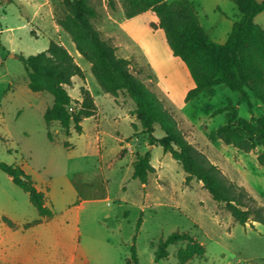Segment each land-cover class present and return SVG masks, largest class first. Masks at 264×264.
<instances>
[{
  "label": "rangeland",
  "instance_id": "obj_1",
  "mask_svg": "<svg viewBox=\"0 0 264 264\" xmlns=\"http://www.w3.org/2000/svg\"><path fill=\"white\" fill-rule=\"evenodd\" d=\"M88 2L100 13L91 20L93 26L117 56L125 49L137 54L147 43L165 49L163 31H149L146 13L124 21L130 18L125 0ZM226 3L236 13L229 18L238 21V8ZM66 14L64 0H0V161L21 166L53 214L40 220L28 194L0 170V264H133L132 246L137 264H179L181 249L191 252L185 264H264V224L237 223L201 182H185L181 165L159 144L148 143L132 113L135 103L124 92L112 95L100 88L90 63L58 24ZM262 17L264 12L256 21ZM201 20L212 40H227L231 25L226 18ZM50 41L62 44L84 73V79L74 76L67 86L71 107L80 99V86L89 89L97 107L82 121L80 133L71 127L66 135L57 122L46 125L43 114L53 97L28 88L25 65L17 56L41 52ZM178 65L187 73L183 63ZM129 68L170 113L185 140L264 213V166L257 160L262 147L242 151L211 138L228 116L227 110L214 114L216 109L231 105L248 120L264 115V103L251 97L250 111L237 91L218 84L181 104L183 93L151 79L145 65L130 59ZM188 81L191 86L189 76ZM152 134L161 138L164 131L155 124ZM146 152L154 170L142 184L132 176V163ZM175 231L188 232L194 242L170 244L167 258L155 261L157 244Z\"/></svg>",
  "mask_w": 264,
  "mask_h": 264
},
{
  "label": "trees",
  "instance_id": "obj_2",
  "mask_svg": "<svg viewBox=\"0 0 264 264\" xmlns=\"http://www.w3.org/2000/svg\"><path fill=\"white\" fill-rule=\"evenodd\" d=\"M125 1L126 15L132 17L146 13L148 29L163 31L171 58L185 65L192 85L183 93L181 104L218 84L237 91L239 100L245 102L250 111L253 108L251 97L264 103V29L254 22V17L264 10V0H230L237 6L241 19L232 24L223 43L212 40L205 33L189 0ZM64 4L67 14L58 24L70 35L78 53L90 63L100 88L112 95L124 92L135 103L132 113L139 121L142 133L147 135L148 143L159 144L181 165L186 174L185 182L192 179L201 182L212 199L222 203L237 223L244 225L251 219L264 224V213L254 205L252 197L241 186L220 174L214 164L185 140L170 113L131 72L130 59L117 56L115 47L100 37L91 22L99 18L98 10L88 0H64ZM17 56L25 65L28 88L33 92H47L53 97L52 105L43 114L46 125L57 122L66 135L70 134L71 127L80 133L82 120L94 116L97 107L89 89L84 86L79 87L80 99L71 107L73 99L67 86H71L74 76L84 79L83 70L73 56L55 41H50L45 50L36 54ZM224 110L228 111L227 121L211 134V138L242 151H250L260 145L262 151L257 160L264 166V115L243 119L237 116L235 107L231 105L216 109L214 114ZM155 124L164 131L163 137L153 136ZM48 138L53 141L49 131ZM64 145L69 144L65 142ZM132 167L133 178L142 184L154 170L148 152L137 154ZM0 170L28 194L40 220L52 218L51 209L45 205L44 194L21 166L0 161ZM3 221L12 228L16 227L6 217ZM28 225L31 224L25 226ZM184 241L193 243L194 238L186 231L172 232L157 244L154 260L167 258L168 245ZM190 253L187 249L179 250L176 255L179 264H185ZM130 263H138L134 246L131 248Z\"/></svg>",
  "mask_w": 264,
  "mask_h": 264
},
{
  "label": "crops",
  "instance_id": "obj_3",
  "mask_svg": "<svg viewBox=\"0 0 264 264\" xmlns=\"http://www.w3.org/2000/svg\"><path fill=\"white\" fill-rule=\"evenodd\" d=\"M167 1L171 2L173 0H167ZM189 1L194 5L197 12L199 24L207 35L208 33L201 22L202 18L209 21L212 16L216 17L218 15L223 18H226V20L230 22L231 27L232 24L235 22V20H231L229 18V15H232V17L235 18L236 13L234 9H232L233 7H231L228 3H226V0H189ZM257 1H262V0H257ZM263 12L264 10L258 13L254 17V22L264 29V18L262 17V20L260 22L256 21V18L260 16V14H262ZM135 17L136 16L126 18L124 21L134 20ZM240 19H241V15H240ZM149 31L152 32V34L154 35L159 34V31H155V32L151 30ZM163 38L164 37L161 34V39ZM153 48L154 47L150 43L149 44L147 43L142 49H139V52H137V54L135 53L133 54V52L130 49H125L126 51H124L120 57L133 59L134 62L138 64V66L145 65L147 74H150L151 79L157 80L159 82H163L164 85L166 86L174 87L179 91V93H184L189 86L188 72L183 73V71L179 68L178 62H175L171 58L168 49H166L167 47H165V49H153ZM116 50L119 51V49ZM121 50L123 51L124 49ZM143 71L144 70L142 69V72ZM85 119L87 118H84L83 120Z\"/></svg>",
  "mask_w": 264,
  "mask_h": 264
},
{
  "label": "built area",
  "instance_id": "obj_4",
  "mask_svg": "<svg viewBox=\"0 0 264 264\" xmlns=\"http://www.w3.org/2000/svg\"><path fill=\"white\" fill-rule=\"evenodd\" d=\"M70 109H71V108H70ZM134 139H135V140H137V138H136V137H135Z\"/></svg>",
  "mask_w": 264,
  "mask_h": 264
},
{
  "label": "water",
  "instance_id": "obj_5",
  "mask_svg": "<svg viewBox=\"0 0 264 264\" xmlns=\"http://www.w3.org/2000/svg\"><path fill=\"white\" fill-rule=\"evenodd\" d=\"M12 56H14V54Z\"/></svg>",
  "mask_w": 264,
  "mask_h": 264
}]
</instances>
